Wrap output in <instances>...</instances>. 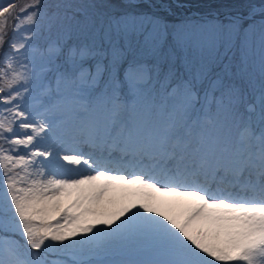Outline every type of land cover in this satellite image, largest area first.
Masks as SVG:
<instances>
[{
	"label": "snow or ice",
	"instance_id": "obj_1",
	"mask_svg": "<svg viewBox=\"0 0 264 264\" xmlns=\"http://www.w3.org/2000/svg\"><path fill=\"white\" fill-rule=\"evenodd\" d=\"M121 4L0 5V264H264V0L195 27L144 11L152 0ZM44 26L70 39L36 50ZM256 37L258 104L243 71ZM145 85L183 98L155 147L131 135L101 141L90 121L75 132L56 122L59 86L85 115L102 105L118 118ZM223 99L240 135L215 161L189 156L175 136L179 114ZM257 112L259 124L249 120ZM130 246L154 258L94 259Z\"/></svg>",
	"mask_w": 264,
	"mask_h": 264
},
{
	"label": "rangeland",
	"instance_id": "obj_2",
	"mask_svg": "<svg viewBox=\"0 0 264 264\" xmlns=\"http://www.w3.org/2000/svg\"><path fill=\"white\" fill-rule=\"evenodd\" d=\"M10 2H12V0H0V5ZM17 2L20 5H26L30 2V0H17ZM45 2L48 3L51 2V0H45ZM154 2H156V4H153V7L151 9L143 10H150L165 17L166 14L170 12L180 14L179 18L183 16L185 17L187 15L186 18H188V20L183 21H191L193 27L199 25V21L207 19L203 18L202 15L210 17L216 14H227L230 12L247 10V0H155ZM109 7L114 12H121L124 10L121 4V0H110ZM210 26L211 25L209 24L206 27L210 28ZM32 30L33 29L31 27L21 29L22 32H31ZM36 32L37 35L33 38L32 41V44L36 50L39 48L40 50H43L47 45H50L57 40L67 41L68 39H70L69 36H65L61 31H48L46 26L43 27V30L37 28ZM17 38H19V36H17ZM253 46L250 47L247 57L245 58L243 71L251 80V87L248 89L251 98L258 104L261 83V41L259 37H256ZM237 68L239 69V64H237ZM39 83L40 82L38 81V84ZM51 86L54 87V83H51ZM59 87L60 95H65L63 91H65L64 89H66L67 91L68 88L64 86ZM143 89L144 87L141 89L140 94H136V96L142 95ZM158 92L160 96L168 95L163 88H160ZM172 97L174 96H169V98ZM176 98H179L177 100L179 104H176V107L174 109L171 106L166 108V104L164 103L162 106L154 104L153 98L147 97L143 106H141V111L143 112L147 107L148 114L139 113L140 115H132L131 117L129 116L132 112L131 109H137L139 104L127 103L125 104L122 113L118 117L121 118V123L123 124L118 125L116 123V129L112 134L104 126L99 124V127L93 126L92 131L101 141H107L108 143L119 142L120 144H123L127 141L129 135H131L135 143L150 141L151 145L155 147L161 138L170 135L169 123L172 121L174 114H178V109L183 104V98L181 96H177ZM72 107L80 110L79 102L74 100ZM100 115L103 116V113H101ZM195 116L204 118L202 119V122L205 123L202 129V135L197 134L196 136L193 132L194 128H192V119ZM189 119L191 120L189 121ZM76 120L77 119H75L73 123L76 124ZM81 120L82 117L80 121ZM209 120H211V123H208ZM249 120L251 122L259 124V112L250 117ZM103 121L105 122L104 119ZM64 123L66 124V126L64 125L63 129L60 127V130L64 132H75L80 128L74 126L70 127L66 123V121H64ZM95 124L97 125V123ZM104 129L107 131H105ZM162 129H166L168 133H164ZM182 131H185V133L183 132L181 135H179ZM240 131L241 129L238 120L230 110L229 101L227 99H223L217 100L212 107L206 109L202 114L200 112H197V114L195 115L179 114V118L176 120L175 136L181 137L184 141L188 142L187 152L189 153V155L193 153L199 156L205 154V150L209 149L220 151L221 146L225 145V141H234L237 135H240ZM200 136L201 140L198 139L200 138ZM222 155L223 153L221 154V156ZM4 194V186L0 184V198H2ZM140 252H147L150 256L152 255V253L146 249H140L130 246L124 250L114 252L108 256H110L112 260L130 261L133 256L140 254ZM108 256H96L94 257V259L105 260L104 258H108ZM67 264H72V261H68Z\"/></svg>",
	"mask_w": 264,
	"mask_h": 264
},
{
	"label": "trees",
	"instance_id": "obj_3",
	"mask_svg": "<svg viewBox=\"0 0 264 264\" xmlns=\"http://www.w3.org/2000/svg\"><path fill=\"white\" fill-rule=\"evenodd\" d=\"M178 21H182V20H178Z\"/></svg>",
	"mask_w": 264,
	"mask_h": 264
}]
</instances>
